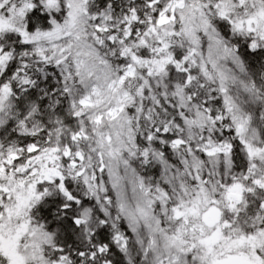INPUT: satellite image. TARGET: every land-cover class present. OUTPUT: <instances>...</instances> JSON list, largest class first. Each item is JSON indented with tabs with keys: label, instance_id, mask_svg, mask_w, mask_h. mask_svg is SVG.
Listing matches in <instances>:
<instances>
[{
	"label": "snow or ice",
	"instance_id": "snow-or-ice-1",
	"mask_svg": "<svg viewBox=\"0 0 264 264\" xmlns=\"http://www.w3.org/2000/svg\"><path fill=\"white\" fill-rule=\"evenodd\" d=\"M0 264H264V0H0Z\"/></svg>",
	"mask_w": 264,
	"mask_h": 264
}]
</instances>
